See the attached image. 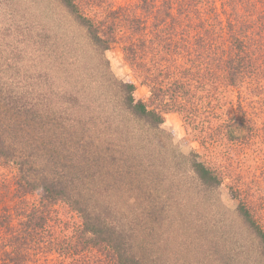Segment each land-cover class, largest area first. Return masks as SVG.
Segmentation results:
<instances>
[{"label": "trees", "instance_id": "1", "mask_svg": "<svg viewBox=\"0 0 264 264\" xmlns=\"http://www.w3.org/2000/svg\"><path fill=\"white\" fill-rule=\"evenodd\" d=\"M50 1L61 7L73 33L49 37L43 29L34 39V65L24 61L26 42L24 50H13L0 63L7 73L0 74V165L16 169L13 187L20 200L14 216L0 215V264H179V252L185 261L180 264H239L241 254L247 264H264V228L245 197L236 192L237 224H228L230 235L249 236L248 246L235 254L205 228L207 221L189 217L176 200L187 180L204 195L224 183L220 171L193 156L184 158L182 172L164 157L160 131L168 109L162 102L172 94L176 110L186 111L179 98L187 96L188 84L149 69L150 75H140L151 89L149 103L136 100L137 86L116 81L104 58L124 32L125 57L134 68L144 70L152 45L154 55H176L174 69L184 68L177 50L182 57L201 58L198 46H206L198 40L200 31L197 40L190 38L192 32L177 39V22L189 21L192 29L206 28L215 68L238 86L252 73L264 76V0L226 5L225 0H138L134 9L107 8L102 15L88 11L84 0ZM11 20L14 26L15 17ZM33 37L29 33V42ZM223 39L228 44L220 58ZM250 122L240 113L232 118L228 140L239 142L250 134ZM167 167L178 176V187L164 177ZM29 196H37L39 204L26 206ZM59 204L77 214L81 225L56 240L52 230L57 234L60 225L54 211ZM191 256L209 263H190Z\"/></svg>", "mask_w": 264, "mask_h": 264}, {"label": "rangeland", "instance_id": "2", "mask_svg": "<svg viewBox=\"0 0 264 264\" xmlns=\"http://www.w3.org/2000/svg\"><path fill=\"white\" fill-rule=\"evenodd\" d=\"M137 1L84 0V6L88 11L102 15L107 8L116 9L125 6L134 9ZM151 1L160 3L158 0ZM226 2L228 0H225V5ZM13 17H15L14 26L11 24ZM193 21L196 25H201V22L194 19ZM72 26L61 7L50 0H10V4L7 6L0 4V63L13 50L14 52L21 48L24 50L25 45H27L24 42H26L30 48L24 61L34 65V60L37 59L36 53H34L36 52L34 39L37 40L42 30L44 29L49 37H55L57 33H63L64 30L72 34L74 30ZM10 30L12 31L9 34L8 31ZM177 30L179 31L177 39L186 37L192 32L190 36L192 40L198 39V32L200 31L202 35L198 40L202 39L206 43V46L201 44L198 46L202 51L201 58L197 57L196 53L191 58L182 57L183 55H179L177 50L178 64L182 67L186 66L184 68L174 69L176 55L169 52L164 55L160 53L154 55L152 45L146 60L148 65L143 63L145 68L142 72L139 71L125 57V42L122 36L127 33L124 32L119 34V39L112 45L111 49L105 52L104 58L110 62L111 71L116 81L132 83L137 86L136 100L149 103L151 89L140 76L142 73L145 77L147 74L150 75L149 69L154 74L159 73V77L162 75V78L165 76V79L168 76L172 80L182 79L184 83L188 84L187 96L179 98L188 105L186 111L179 112L176 110L177 106H173L174 97L172 94L162 102L163 109H168L163 113L164 122L160 131L165 146L164 152H167L164 157L174 161L171 164L175 165L177 171L181 170L182 172L186 165L184 158L193 156L208 167L220 171L224 177V183L218 192L204 195L197 191L195 193L194 188L196 187L187 180L181 184V189L178 188L180 190H177L175 197L179 203L184 204L189 217L192 216L198 222L201 221L199 222L201 224L207 221L205 228L211 230L213 235L215 233L218 237H222V241H226L225 250L233 254L242 253L243 248H246L249 243L248 234L245 233L237 238L228 233V224H237L234 211L240 202L236 192L241 199L242 197L247 199L252 212L264 228V76L252 73L242 79L238 86H231L225 77V73L222 70L220 73V66L215 68V58L213 53L209 51L206 40V28L197 29L195 26L192 29L189 26V21H184L177 22ZM29 33L34 36L33 43L29 42L31 41ZM49 41H53V38ZM225 42L223 39L218 44L221 53L217 54V57L224 56L223 51L228 44L226 42L225 45ZM188 59H193L194 63L191 60L189 62ZM166 60L172 68L170 73L164 68ZM0 74L4 75V67L1 65ZM152 79L153 77L149 80ZM168 87L167 84L165 88ZM239 113L251 120L252 131L250 134H246V137L242 138L241 141L232 142L228 140L227 126L229 121L237 117ZM168 167L164 169V177L176 182L178 176H173L168 171ZM182 176L181 173L180 178ZM15 178L16 169L13 166L0 165V215L7 213V215L14 216L18 205L20 206V200L15 187H13ZM169 180L167 183L170 182ZM176 183L178 187L179 182ZM197 198L201 202H198ZM24 199L26 206L39 204L37 196H29ZM54 211L57 218L60 219L58 221L60 225L58 224L56 229L57 234L55 228L52 230L55 239L73 235L74 230L81 225L79 216L64 204L56 206ZM14 218L11 219L12 224L16 223L17 218ZM209 237L212 238L211 235ZM51 249H54V245H51ZM182 250L186 256V251ZM97 255L100 253H95L96 257ZM34 257L37 260L42 258V256ZM241 257L238 263L247 264L248 262ZM181 259H183V254L179 252V256L177 253V263H185ZM197 262L209 263L205 259H196L191 256L190 263ZM221 263L227 262L223 260ZM230 264H237V262L234 261Z\"/></svg>", "mask_w": 264, "mask_h": 264}]
</instances>
